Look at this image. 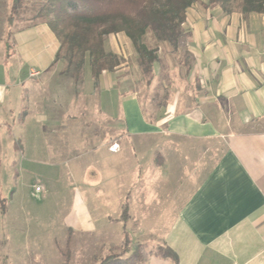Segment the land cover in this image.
<instances>
[{
	"label": "crops",
	"instance_id": "0c3cea01",
	"mask_svg": "<svg viewBox=\"0 0 264 264\" xmlns=\"http://www.w3.org/2000/svg\"><path fill=\"white\" fill-rule=\"evenodd\" d=\"M10 5L0 0V156L10 157L13 179L18 154L24 172L38 164L48 180H58L59 158L69 157L79 176L78 159L94 156L91 197L114 199L120 215L104 221L121 222L128 238L134 232L148 245L141 264H264V11L227 13L206 0L191 7L190 66L155 67L153 85L167 97L152 102L148 117L146 90L130 85L132 72H142L124 33L105 40L121 65L104 71L98 86L91 68L76 82L57 69L61 44L47 25L9 30ZM3 169L0 160V188ZM65 222L72 235L97 231L89 203ZM155 245L173 250L177 262L151 253Z\"/></svg>",
	"mask_w": 264,
	"mask_h": 264
},
{
	"label": "rangeland",
	"instance_id": "374dc122",
	"mask_svg": "<svg viewBox=\"0 0 264 264\" xmlns=\"http://www.w3.org/2000/svg\"><path fill=\"white\" fill-rule=\"evenodd\" d=\"M8 13L4 16L6 21ZM148 44L151 47L154 46L151 41ZM166 48L161 45L160 54L161 57H165V61L161 60L162 64L167 61V64H171V66L180 65L186 68L190 66V59L185 56L184 50L182 53L174 55L171 48L169 51H166ZM168 53L171 54L169 58L166 57ZM64 68L66 69V63L62 61L57 69ZM85 68L87 72L90 67L86 65ZM164 68L162 78L164 77L163 81L165 80L166 83V74L170 66L164 65ZM134 72L129 79L130 85L140 90L143 88L146 90L149 97L146 113L148 117H152L156 112V109L152 107V102H165L167 93L164 92L163 85H153L152 77L145 78L143 76L142 78V74ZM35 129L34 123H28L26 132H33ZM114 135L113 132L112 136ZM118 138L117 136L116 139ZM31 143L34 141L31 140ZM27 153L30 154L29 151ZM9 158L0 156L3 167H5L2 173L5 180L0 188V195L5 201L0 204L2 251L0 264H98L108 255L123 257L130 250H134L136 246L144 244L140 243L141 240H137L136 236L133 237L132 233L134 234V232L128 238L124 234L121 222L109 224L104 221L107 213H110L113 218H118L120 215L119 206L114 199L111 198L104 202L102 199L91 197L92 190L88 188L87 184L93 175L90 166L99 158L80 157L76 165V167L79 165V176L71 171L68 163L69 157L59 158L58 161L61 165H59L58 180H48L41 173L38 164L37 166L32 165L33 170L28 169L29 172H24L19 165L23 161L22 154L16 156L18 161L16 169L19 176L13 179V173L7 172ZM38 159L39 157L32 158L35 162H38ZM129 159L130 157H128ZM166 172L163 179L170 180V176H172L170 169H167ZM49 175L54 177L55 173ZM37 187L42 188V192H36ZM82 202L86 205L89 203L97 231L88 235H72L66 228L65 218L72 209L80 206Z\"/></svg>",
	"mask_w": 264,
	"mask_h": 264
},
{
	"label": "trees",
	"instance_id": "16d2710c",
	"mask_svg": "<svg viewBox=\"0 0 264 264\" xmlns=\"http://www.w3.org/2000/svg\"><path fill=\"white\" fill-rule=\"evenodd\" d=\"M208 6H221L227 13L244 16L264 11V0H206ZM201 0H11L9 30L45 24L58 38L61 48L57 62H65V72L76 82L83 79L88 63L95 85L104 71H115L122 60L107 52L105 40L124 33L137 53V63L145 78L155 76L161 62L160 48L173 54L185 51L191 34L184 28L188 10ZM154 44L150 46L148 42ZM153 79L151 82L153 83ZM124 219L127 217L125 209ZM148 246L140 244L125 256L108 255L98 264H141L148 257ZM156 256L177 262V255L165 245L150 250ZM68 264V263H67Z\"/></svg>",
	"mask_w": 264,
	"mask_h": 264
},
{
	"label": "built area",
	"instance_id": "2783aa9c",
	"mask_svg": "<svg viewBox=\"0 0 264 264\" xmlns=\"http://www.w3.org/2000/svg\"><path fill=\"white\" fill-rule=\"evenodd\" d=\"M40 74H39V72H36V71H31V73H30V77H32V78H35V77H38ZM117 145H115V146H113V150H116L117 149ZM36 192H42V188H40V187H37L36 188Z\"/></svg>",
	"mask_w": 264,
	"mask_h": 264
}]
</instances>
